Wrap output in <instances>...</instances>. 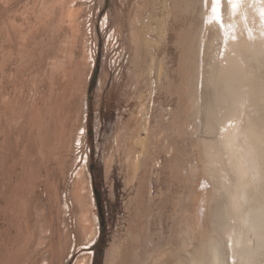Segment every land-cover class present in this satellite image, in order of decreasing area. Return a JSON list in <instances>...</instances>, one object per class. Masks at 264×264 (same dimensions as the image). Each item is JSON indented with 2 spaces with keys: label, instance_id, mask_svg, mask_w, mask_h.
<instances>
[{
  "label": "rangeland",
  "instance_id": "obj_1",
  "mask_svg": "<svg viewBox=\"0 0 264 264\" xmlns=\"http://www.w3.org/2000/svg\"><path fill=\"white\" fill-rule=\"evenodd\" d=\"M190 3L0 0V264H193L222 21Z\"/></svg>",
  "mask_w": 264,
  "mask_h": 264
},
{
  "label": "bare ground",
  "instance_id": "obj_2",
  "mask_svg": "<svg viewBox=\"0 0 264 264\" xmlns=\"http://www.w3.org/2000/svg\"><path fill=\"white\" fill-rule=\"evenodd\" d=\"M227 2L223 8L220 0L221 32L218 23L213 24L216 32L210 40L204 81L213 91L205 108L211 137L204 139V145L212 148L218 187L210 183L216 190L208 194L206 189L197 203L201 214L193 222L203 229L208 212L214 216L213 210L219 208L220 216L217 224L206 226L209 237L205 229L198 234L202 245L191 253V260L193 264H264V204L259 205L264 197V0ZM196 74L191 101L199 92ZM257 104L263 107L262 115Z\"/></svg>",
  "mask_w": 264,
  "mask_h": 264
}]
</instances>
